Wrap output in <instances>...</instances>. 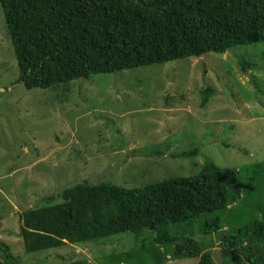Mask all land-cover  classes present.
<instances>
[{
    "label": "trees",
    "instance_id": "obj_1",
    "mask_svg": "<svg viewBox=\"0 0 264 264\" xmlns=\"http://www.w3.org/2000/svg\"><path fill=\"white\" fill-rule=\"evenodd\" d=\"M0 4L18 63V82L27 89L67 86L97 73L190 61L264 44V0H0ZM228 57L236 59L242 71L264 72V66L252 60ZM221 63L229 66L223 59ZM232 74L229 68L203 80L209 82L199 89L202 106L219 93L213 80L236 97L238 81ZM256 87L264 96V81ZM237 107L241 109L240 102ZM163 148L169 147H161L162 152ZM256 191L264 196V160L236 168L206 159L197 174L132 188L79 180L25 208L19 215V236L26 252L36 253L99 239L115 242L109 237L130 233L132 247L109 253L101 264H164L186 257L197 258V264H264V205L249 201V210L240 214L243 221L227 215L232 203ZM255 212L257 216L252 215ZM85 263L99 264L88 260L71 264ZM0 264H19L2 242Z\"/></svg>",
    "mask_w": 264,
    "mask_h": 264
},
{
    "label": "rangeland",
    "instance_id": "obj_2",
    "mask_svg": "<svg viewBox=\"0 0 264 264\" xmlns=\"http://www.w3.org/2000/svg\"><path fill=\"white\" fill-rule=\"evenodd\" d=\"M261 46L97 73L67 86L27 89L18 82V63L0 4V242L6 243L19 264L76 260L101 264L109 253L132 247L130 233L109 237L115 242L99 239L85 247L74 244L28 253L19 236L20 213L79 180L132 188L197 174L206 159L236 168L264 160V96L256 93L264 72L242 71L236 59L228 57L232 54L264 66ZM229 68L238 81L236 97L228 96L213 80L219 93L202 106L199 89L209 82L203 80ZM163 146L169 148L162 152ZM196 149L197 155L182 156ZM260 193L232 203L230 220L243 221L240 214L249 208V201L264 205ZM197 262L186 257L164 264Z\"/></svg>",
    "mask_w": 264,
    "mask_h": 264
},
{
    "label": "clouds",
    "instance_id": "obj_3",
    "mask_svg": "<svg viewBox=\"0 0 264 264\" xmlns=\"http://www.w3.org/2000/svg\"><path fill=\"white\" fill-rule=\"evenodd\" d=\"M229 53V52H228Z\"/></svg>",
    "mask_w": 264,
    "mask_h": 264
}]
</instances>
